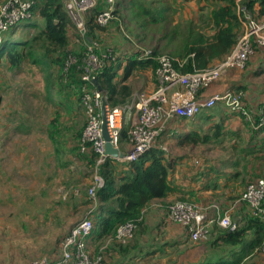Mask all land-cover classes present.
<instances>
[{
  "label": "trees",
  "instance_id": "obj_1",
  "mask_svg": "<svg viewBox=\"0 0 264 264\" xmlns=\"http://www.w3.org/2000/svg\"><path fill=\"white\" fill-rule=\"evenodd\" d=\"M35 1L36 5L31 19L24 20L2 33L0 66L6 64L10 69L17 70L26 60L29 61L44 75L47 97H50L49 95L52 93V87H49L56 72L61 76L60 84L73 89L80 101L81 77L83 75L80 66L83 58L79 54L72 56V51L69 50V34L76 27L66 11L65 0ZM189 1H195L198 4L196 18L189 17L184 21H175L174 15L177 13L175 4L183 5ZM125 4L128 11L127 19L134 25L137 35L142 41H146V39L152 41L155 38L157 46L145 58L125 59V66L122 68V75L119 78L117 77V72L120 70L118 57L111 49L109 50L114 59L105 63L102 71L95 76L97 84L92 82V86L96 89L99 88L98 91L111 107L122 106L132 98L134 88L126 81L132 77L135 71L147 69L153 72L154 80H156L158 53L167 51L168 54L163 55L172 59L173 66L180 73H192L224 60L241 35V24L235 0H117L115 2L116 6L123 7ZM240 5L244 6L255 19H264V0H240ZM104 8V1L102 0L100 3L97 0L95 8L85 14V16L87 15L86 18L84 16L87 28L86 41H94L91 33L95 29L104 27L95 23L96 15ZM115 14L116 10H114L113 16ZM78 38L80 39L79 36ZM80 40L83 42L82 39ZM70 57H73L75 62L68 66L64 72L66 62ZM261 73L264 76V69ZM233 90L239 91L241 88L237 87ZM49 99L52 101L51 97ZM67 99L68 95L59 94L55 98L59 102L53 100L52 103L68 108ZM233 113L241 116L237 112ZM84 126L75 132L71 140V142H76L71 146V153L75 154L74 157L81 160L82 163L93 165L94 171L96 155L89 146L85 152L80 151ZM56 135H58L57 128L49 129L48 137L53 144H56ZM221 136V126L215 125L212 137L217 139ZM204 137L203 140L197 133H192L186 138L191 143H196L199 139L208 143L209 137L207 138L206 135ZM121 142L129 145L127 127L125 126L120 131V150ZM163 143L164 141L161 144ZM165 155L167 152L155 148L143 154L134 163L125 164L126 167L122 169H118L119 162L110 158L105 160L99 170L104 180L103 187L97 190L94 199H90L86 192L85 199L78 206L82 210V219L89 217L92 220V232L98 231L99 237L110 239L118 246H126L127 244L121 245L113 240L114 233L118 226L132 221L136 226L135 237L136 232L143 225L142 218L145 209L153 201L167 197L172 191L168 176L173 166L172 161ZM244 183L246 184V181ZM79 190L73 189V194L78 195ZM175 201L189 202L187 200ZM168 205H165V211ZM249 235L251 238L247 241ZM186 238L188 239L187 234ZM263 239L264 223L248 213L242 217L241 224L236 230L228 231L218 228L215 241L210 240L209 236L207 240L196 243L209 241L212 245H220L224 249L242 246L244 251L235 255L236 261L234 260L235 262L232 263L236 264L252 251H259ZM56 247L54 252H56ZM222 254L223 258L224 251ZM222 258H219L215 264H222L224 261ZM204 264H210V261Z\"/></svg>",
  "mask_w": 264,
  "mask_h": 264
},
{
  "label": "rangeland",
  "instance_id": "obj_2",
  "mask_svg": "<svg viewBox=\"0 0 264 264\" xmlns=\"http://www.w3.org/2000/svg\"><path fill=\"white\" fill-rule=\"evenodd\" d=\"M98 1L102 3V0ZM197 6L195 1L183 5L176 3L174 20L196 18ZM126 8V4L123 7L114 5L116 14L112 20L91 33L100 52L111 49L118 57V78L122 75L125 59L138 58L157 46L155 38L141 40L127 19ZM69 36L71 55L79 54L83 58L85 46L75 28ZM163 54L168 52L157 55ZM59 79L61 76L55 72L49 96L52 101L59 102L55 100L59 94L68 95V108L54 105L47 97L44 75L29 61L26 60L17 70L6 64L0 66V264H26V259L32 261L52 254L58 240L83 217L78 206L85 199L93 165L82 163L74 157L75 154L72 155L71 146L75 141L71 140L85 125L86 116L77 93L63 87ZM126 82L134 88V94L150 91L154 86L153 72L137 70ZM256 83L264 85L261 78H257ZM242 94L245 97V92ZM54 128L58 129L56 144L48 137L49 129ZM163 146L164 152L168 153L169 144L164 141ZM193 154L191 162L198 160L200 166L205 163V157L212 158L211 153L200 155L193 151ZM117 165L118 169L126 167L123 163ZM249 178L251 176L247 175L242 181H246L245 187L251 182ZM73 189H80L79 194L74 195ZM180 200L194 203L187 198ZM250 238L249 235L247 241ZM40 251L44 252L37 255ZM242 251V246L225 249L224 264L235 262V255ZM240 264H264V256L258 250L252 251Z\"/></svg>",
  "mask_w": 264,
  "mask_h": 264
},
{
  "label": "built area",
  "instance_id": "obj_3",
  "mask_svg": "<svg viewBox=\"0 0 264 264\" xmlns=\"http://www.w3.org/2000/svg\"><path fill=\"white\" fill-rule=\"evenodd\" d=\"M105 8L95 17V23L105 26L113 18L115 0H103ZM237 15L241 24V35L235 46L224 60L200 71L183 74L180 73L167 55L156 58L158 66L155 70L156 87L151 91L136 93L122 106H105V120L107 134L113 147L119 149V136L126 118L131 114V122L127 127L129 151L123 153L122 158L116 159L119 163L130 164L137 161L146 152L160 148L164 150L162 137L171 132L178 121L192 119L203 110L211 109L217 102H222L227 109L239 113L248 122L253 121L251 113L243 102L242 91L230 90L222 95H213L201 98V93L216 83L228 70H242L253 54L254 47H264V19L258 20L235 0ZM97 0H65L66 11L76 27L77 34L85 44L84 57L81 62L83 75L80 87V103L84 109L86 123L81 134L80 151L83 153L90 147L96 155L91 183L87 190L90 199L95 198L98 189L104 185L99 173L100 167L106 159H114L104 154L105 141L102 137L101 93L92 86L95 76L102 71L105 63L113 60L111 51L102 53L98 49V42L86 41L87 28L84 16L95 8ZM35 0H6L0 4V44L1 36L12 26L31 19L34 13ZM149 52H143L138 59L145 58ZM75 62L70 57L67 67ZM132 112V113H131ZM258 127L264 126V103L259 115ZM199 165L198 160L193 161ZM248 212L252 217L264 223V177L249 182L241 195ZM236 202L225 208L219 204L210 203L214 212L211 220L207 219L206 212L197 204L186 201H174L167 208V218L170 222L185 228L190 241L207 240L210 234V223L215 222L220 229L234 231L238 228L231 214ZM135 223L130 221L117 227L113 240L121 245L128 244L134 237ZM92 233V220L84 217L75 223L63 236L56 247L55 258L40 257L28 264H102V256H92L88 250L87 242ZM259 252L264 256V239Z\"/></svg>",
  "mask_w": 264,
  "mask_h": 264
},
{
  "label": "crops",
  "instance_id": "obj_4",
  "mask_svg": "<svg viewBox=\"0 0 264 264\" xmlns=\"http://www.w3.org/2000/svg\"><path fill=\"white\" fill-rule=\"evenodd\" d=\"M5 1L0 0V4ZM263 69L264 47H256L244 70H228L201 93V98H208L240 87L245 92L243 102L253 121L250 123L243 116L230 112L222 102L201 111L192 119L178 121L171 132L162 137L170 146V151L165 156L172 161L173 168L168 176L172 191L167 197L153 201L145 209L142 227L126 246H118L110 239L99 237L98 231H93L87 242L92 256L101 255L102 264H164V261L166 264H204L207 261L215 264L222 258V251L225 250L222 246L212 245L209 241L196 243L187 239L185 228L168 220L165 205L187 198L200 206L206 212L207 219L211 220L214 212L209 207L210 203L215 201L225 208L236 202L231 218L240 226L242 217L249 213L240 199L245 190V183L242 181L247 175L251 176V181L264 177V126L256 125L259 110L264 103V85L257 84L256 79L264 81L261 73ZM155 86L156 80L150 91ZM148 87L151 86L148 84ZM132 119L129 114L125 125ZM215 125L221 126L222 136L217 139L212 137ZM192 133H197L203 140L206 135L209 142L205 143L202 139L196 143L188 142L187 138ZM120 148L122 153H126L130 146L121 142ZM193 151L200 155L211 153L212 158L209 160L205 157V163L196 166L191 162ZM246 165L249 166L245 167ZM209 228L210 240L215 241L219 227L212 222ZM43 252H37V255ZM55 256L53 252L45 257L54 259ZM245 259L246 257L243 261ZM25 261L26 264L30 262L28 259Z\"/></svg>",
  "mask_w": 264,
  "mask_h": 264
},
{
  "label": "water",
  "instance_id": "obj_5",
  "mask_svg": "<svg viewBox=\"0 0 264 264\" xmlns=\"http://www.w3.org/2000/svg\"><path fill=\"white\" fill-rule=\"evenodd\" d=\"M93 82L96 83V79L93 80ZM97 90H99V88L97 87ZM107 102L105 100V98L102 99V107H101V119H102V137L105 141L104 144V154L107 156H110L114 159H118V158H122L123 157V153L118 149L115 148L111 145L110 143V139L108 137L107 134V129H106V120H105V106H106Z\"/></svg>",
  "mask_w": 264,
  "mask_h": 264
}]
</instances>
